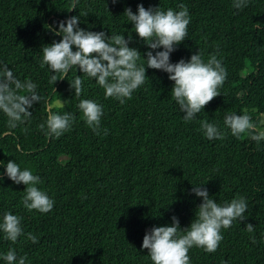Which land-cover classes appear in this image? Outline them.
<instances>
[{
    "label": "trees",
    "instance_id": "16d2710c",
    "mask_svg": "<svg viewBox=\"0 0 264 264\" xmlns=\"http://www.w3.org/2000/svg\"><path fill=\"white\" fill-rule=\"evenodd\" d=\"M180 3L187 6L191 21L188 37L170 53V62H187L198 51L206 61L215 52L228 72L221 95L192 121L183 119L185 113L171 95L174 81L164 71L146 68L144 84L121 104L105 98L95 80L76 67L66 76L56 73L55 84L54 73L47 65L41 67L42 46L62 38L51 28L58 31L59 22L72 16L80 17V28L103 31L109 37L124 33L127 39L132 33L129 46L141 52L138 63L146 64L142 55L163 49H149L124 10L136 13L143 4L146 9L178 11ZM233 3L0 0V64H7L21 80L30 78L42 97L29 109L31 118L16 128H10L8 117L0 112V221L10 211L23 218L25 234L38 237L35 244L26 235L13 243L0 231V264H6L2 257L10 248L18 257L26 255V264H154L149 250L142 248L146 231L170 226L173 216L181 229L189 227L203 202L192 188L202 183L220 204L243 196L247 210L245 220L237 219L221 230L224 238L215 252L192 247L190 264H264V140L257 143L247 135L234 137L224 125L227 113L245 110L260 125L264 0H248L241 9ZM77 75L83 80L80 97L70 87ZM81 99L103 105L99 135L84 122L78 108ZM60 100L63 107L58 106ZM49 104L53 112L75 116L71 129L59 138L46 136L38 128L46 122ZM201 120L218 124L225 138L208 140L200 129ZM10 160L40 177L38 187L55 201L50 212L24 208L21 200L26 186L8 178ZM247 224L254 226L253 232L247 231Z\"/></svg>",
    "mask_w": 264,
    "mask_h": 264
},
{
    "label": "clouds",
    "instance_id": "9594fccd",
    "mask_svg": "<svg viewBox=\"0 0 264 264\" xmlns=\"http://www.w3.org/2000/svg\"><path fill=\"white\" fill-rule=\"evenodd\" d=\"M116 2L117 0H113V3ZM247 3L248 0H234L233 7L241 9L246 7ZM177 7L178 11L160 7L146 9L143 4H139L136 13H133L131 8L124 10L134 32L147 47L152 50L163 49L155 54L148 51L142 55L146 64L138 63L141 60V52L129 46L132 33H128L127 39L124 33H111L109 37L103 31L80 28V17L72 16L66 22H59L58 31L48 26L54 35L62 38L59 42L53 41L42 46L41 67L47 65L54 73L51 77L54 84L58 80L56 73L66 76L72 67H76L84 76L95 80L104 90L105 98H115L121 104L131 100L134 91L144 84L147 77L146 68L164 71L168 78L174 81L171 95L181 112L185 113L183 119L186 122L192 121L210 101L221 95L219 89L225 83L228 72L215 52L210 54L206 61L198 51L191 55L187 62L184 59L176 63L170 62V53L188 37L191 21L187 6L180 3ZM74 8L75 4L72 6V9ZM73 46L76 51H73ZM70 87L74 89L75 96H81V75L75 77ZM37 88L38 85L30 78L21 80L14 76L7 64H0V112L8 117L10 128H16L18 124H23L31 118L32 112L29 109L42 99ZM58 106L63 107L61 100ZM52 108L53 105L49 104L46 122L39 124L38 128L46 136L59 138L71 129L75 116L68 112H53ZM78 108L86 125L99 135L104 115L103 105L91 99H81ZM224 125L234 137L247 135L257 143L264 140V131L258 129L247 110L243 114L227 113ZM200 129L208 140L225 138V133L216 123L201 120ZM104 132L107 134L106 129ZM6 173L14 183H23L26 186L21 200L25 209L36 210L42 214L53 209L55 201L38 187L41 183L38 175H34L28 168L21 170L12 160L6 164ZM202 184H193L192 192L202 197L203 202L195 210L189 227L181 229L178 218L173 216L170 226H154L146 231L142 248L149 250L148 254L154 264H190L188 253L194 246L203 248L208 253L215 252L224 238L221 230L230 228L237 219L245 220L247 201L243 196L237 195L230 202L220 204L209 196ZM22 219L10 211L4 213L0 221V231L3 232L4 238L15 243L18 237L26 235L27 240L37 243L36 235L31 232L24 233ZM246 228L248 232L254 231L252 224H247ZM2 258L6 264H26L27 260L26 255L18 257L14 248H10Z\"/></svg>",
    "mask_w": 264,
    "mask_h": 264
},
{
    "label": "rangeland",
    "instance_id": "374dc122",
    "mask_svg": "<svg viewBox=\"0 0 264 264\" xmlns=\"http://www.w3.org/2000/svg\"><path fill=\"white\" fill-rule=\"evenodd\" d=\"M258 129L264 131V112H262L260 114V125H259ZM62 159L66 160L67 156H63Z\"/></svg>",
    "mask_w": 264,
    "mask_h": 264
}]
</instances>
